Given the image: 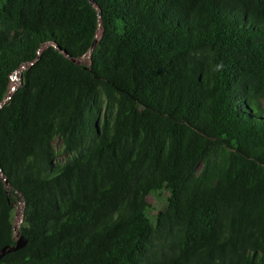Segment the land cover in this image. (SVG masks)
<instances>
[{"label":"trees","instance_id":"trees-1","mask_svg":"<svg viewBox=\"0 0 264 264\" xmlns=\"http://www.w3.org/2000/svg\"><path fill=\"white\" fill-rule=\"evenodd\" d=\"M0 164V264H264V0H0Z\"/></svg>","mask_w":264,"mask_h":264},{"label":"rangeland","instance_id":"rangeland-1","mask_svg":"<svg viewBox=\"0 0 264 264\" xmlns=\"http://www.w3.org/2000/svg\"><path fill=\"white\" fill-rule=\"evenodd\" d=\"M81 62H89V55L86 57H83L81 59ZM12 79H13L14 84H17L19 82V73H16ZM58 142L59 141L56 140V146L57 148L60 149V144ZM60 159L64 160L65 157L61 156ZM167 196H168L167 190L163 189L159 191L158 194H153L148 197L149 202H151L155 208L152 214L158 212V210L163 209L165 207L164 206L166 202L165 199L167 198ZM14 223H15V234H16V238L18 239L19 228L23 223V202L22 200H18L17 202L16 210L14 213Z\"/></svg>","mask_w":264,"mask_h":264},{"label":"water","instance_id":"water-1","mask_svg":"<svg viewBox=\"0 0 264 264\" xmlns=\"http://www.w3.org/2000/svg\"><path fill=\"white\" fill-rule=\"evenodd\" d=\"M92 3H94V0H91ZM97 45V40L94 41L93 43V47L91 49V51L94 49V47ZM72 60H75L73 57H70ZM13 89H16V86L13 87ZM10 98V96H9ZM0 172H2V168H1V164H0ZM6 183H8V181H6ZM27 239L24 236H19L15 245L13 246H4L3 248L0 249V260L7 254L10 252H14L17 251L19 249H22L23 247L26 246L27 244Z\"/></svg>","mask_w":264,"mask_h":264}]
</instances>
